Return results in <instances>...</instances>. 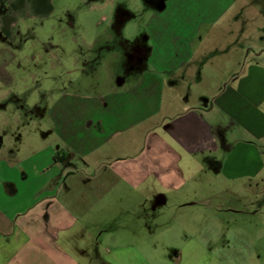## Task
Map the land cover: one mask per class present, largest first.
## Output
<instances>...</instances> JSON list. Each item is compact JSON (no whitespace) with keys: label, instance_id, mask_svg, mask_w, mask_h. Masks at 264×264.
Wrapping results in <instances>:
<instances>
[{"label":"crops","instance_id":"obj_1","mask_svg":"<svg viewBox=\"0 0 264 264\" xmlns=\"http://www.w3.org/2000/svg\"><path fill=\"white\" fill-rule=\"evenodd\" d=\"M159 2L143 22L133 15L143 27L135 43L142 56L133 80H118L128 88L64 93L41 116L45 144L0 150V264H155L152 236L135 231L142 210L198 181L202 167L229 179L259 171L248 168L263 163L249 143H264V50L253 53L262 61L248 57L262 20L247 12L256 0ZM235 129L248 136L234 144ZM130 132L142 146L127 142ZM4 143L0 134V149ZM57 153L73 156L55 162ZM113 214L133 222L115 228ZM217 262L192 239L164 264Z\"/></svg>","mask_w":264,"mask_h":264},{"label":"rangeland","instance_id":"obj_2","mask_svg":"<svg viewBox=\"0 0 264 264\" xmlns=\"http://www.w3.org/2000/svg\"><path fill=\"white\" fill-rule=\"evenodd\" d=\"M147 1L0 2V134L5 142L1 152L6 147H21L26 140L34 147L45 144L48 139L39 137L41 116L51 111L64 93L107 94L131 85L118 87V80H133L127 44L133 46L142 38L141 19L133 15L141 14L143 22L151 8ZM46 3L40 10L36 7ZM121 6L132 14L128 22L120 18ZM247 12L255 17L259 14L257 19L264 20V0H256L254 9ZM262 20L253 26L252 31L259 35L250 40L251 60L262 61L261 56L253 55L264 50V32L259 33L256 27L264 24ZM113 30L125 41L116 33L111 39ZM208 85L211 83L206 81ZM236 129L230 133L234 144L248 136ZM7 132L14 134L15 139H6ZM127 139L128 143L135 140L141 146L144 142L142 136L133 132ZM249 144L255 145L262 157L259 166L249 161L252 165L248 168L254 167L258 172L229 179L202 167L197 173L198 181H187L180 192H168L167 203L158 200L154 211L140 212L135 231L143 238L152 236L147 249L156 259L155 264L175 258L192 239L202 242L218 264H264V143L257 140ZM243 149L250 159L248 147ZM220 154L222 158L227 156L222 151ZM122 219L118 214L111 215V225L119 228L123 222H133ZM126 233L129 234L127 229ZM115 244L111 239V246Z\"/></svg>","mask_w":264,"mask_h":264},{"label":"flooded vegetation","instance_id":"obj_3","mask_svg":"<svg viewBox=\"0 0 264 264\" xmlns=\"http://www.w3.org/2000/svg\"><path fill=\"white\" fill-rule=\"evenodd\" d=\"M148 2V1H147ZM149 2H150V5H151V7H160L161 6V4H160V2H159V0H149ZM149 2H148V4H149ZM145 5V4H144ZM120 12H121V14H120V18H125V17H127V16H130L131 14L128 12V10H126L124 7H120ZM148 14H150L149 12H146V15H148ZM127 46H128V50H129V53L127 54V57L130 55V57H129V62H130V65L132 66V65H137V63L139 62V60H140V58H141V56H142V54L141 53H139V51H138V49H137V47H135V45H133V46H131V45H129V44H127ZM129 64V63H128ZM130 65H129V67H130Z\"/></svg>","mask_w":264,"mask_h":264},{"label":"trees","instance_id":"obj_4","mask_svg":"<svg viewBox=\"0 0 264 264\" xmlns=\"http://www.w3.org/2000/svg\"><path fill=\"white\" fill-rule=\"evenodd\" d=\"M73 154L72 153H69L67 154L65 157H62L59 153L55 154L54 155V160L55 162H58V161H68L72 158Z\"/></svg>","mask_w":264,"mask_h":264}]
</instances>
